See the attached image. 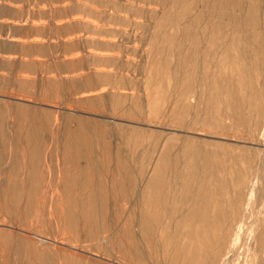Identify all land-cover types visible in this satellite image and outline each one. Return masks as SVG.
Listing matches in <instances>:
<instances>
[{
  "label": "rangeland",
  "instance_id": "rangeland-1",
  "mask_svg": "<svg viewBox=\"0 0 264 264\" xmlns=\"http://www.w3.org/2000/svg\"><path fill=\"white\" fill-rule=\"evenodd\" d=\"M0 116V264H264V0H0Z\"/></svg>",
  "mask_w": 264,
  "mask_h": 264
},
{
  "label": "bare ground",
  "instance_id": "bare-ground-1",
  "mask_svg": "<svg viewBox=\"0 0 264 264\" xmlns=\"http://www.w3.org/2000/svg\"><path fill=\"white\" fill-rule=\"evenodd\" d=\"M4 122V117L0 116V130H2V132L6 131L7 128L5 126H3ZM1 132V133H2ZM3 132V133H4ZM2 133V134H3ZM7 133V132H6ZM5 134V133H4ZM7 139V138H6ZM9 140V139H8ZM7 140V141H8ZM6 142V141H5ZM7 143V142H6ZM9 143H11L9 141ZM170 143V142H169ZM5 144V143H4ZM186 146V145H185ZM173 147V146H172ZM190 147V146H189ZM186 148V147H185ZM11 149V148H10ZM7 150H8V145H7ZM5 151V150H4ZM17 151V150H16ZM166 151H169V145H166ZM21 155L19 158L18 155ZM165 154V153H164ZM168 154V152H166V155ZM2 156V155H1ZM5 156V155H4ZM13 159H14V163H16V165H18L20 162L22 163L23 162V158L25 157V153L24 152H21L20 153V150H19V153H16V155H13ZM1 158V157H0ZM3 158V157H2ZM163 158V157H162ZM165 158V157H164ZM4 159V158H3ZM1 161V159H0ZM3 161V160H2ZM1 161V162H2ZM26 164V163H25ZM9 166V165H8ZM20 166V165H19ZM18 167V166H17ZM17 170V169H16ZM155 172V171H154ZM8 173H9V170H8ZM7 173V174H8ZM13 181V180H12ZM155 181H156V174L153 173L149 178L148 180L146 181V184H145V189H144V194L146 197H149L150 195V191L153 187V185L155 184ZM11 182V181H10ZM15 182V183H14ZM14 184H7V188H8V193L10 194H13V196H15V194H17L18 191H22L23 190V187H22V183L20 181H17L16 179L14 180ZM58 182V181H57ZM210 183L211 185L213 184L212 187H208L207 184ZM49 185V184H48ZM201 199H202V207L204 208L205 206H208L209 204V200L210 199H213L215 201V204H216V208L213 210L214 211V214L212 215V217L214 218L213 222L216 223V224H219L220 222V218H221V214H222V210H221V207L218 205V201H219V197H220V191H219V188L217 187V184H216V180H214L213 178H209V181H207L206 183H204V185L202 186V189H201ZM11 198V197H10ZM201 219H202V222L203 223H207L208 222V217H207V210L206 209H203V212L201 214ZM174 230V229H173Z\"/></svg>",
  "mask_w": 264,
  "mask_h": 264
},
{
  "label": "crops",
  "instance_id": "crops-1",
  "mask_svg": "<svg viewBox=\"0 0 264 264\" xmlns=\"http://www.w3.org/2000/svg\"><path fill=\"white\" fill-rule=\"evenodd\" d=\"M92 80V81H91ZM87 81V82H86ZM76 84V82L74 81V82H72V85L74 86ZM47 85V84H46ZM94 85V82H93V79H92V77H90V76H86L85 78H84V81L82 82V84L80 85H78L79 87H85V86H93ZM78 86H75V87H78Z\"/></svg>",
  "mask_w": 264,
  "mask_h": 264
}]
</instances>
